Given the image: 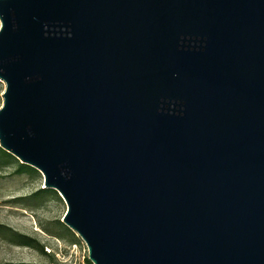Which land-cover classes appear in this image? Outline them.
<instances>
[{
  "label": "water",
  "instance_id": "water-1",
  "mask_svg": "<svg viewBox=\"0 0 264 264\" xmlns=\"http://www.w3.org/2000/svg\"><path fill=\"white\" fill-rule=\"evenodd\" d=\"M0 80L92 264H264V0H0Z\"/></svg>",
  "mask_w": 264,
  "mask_h": 264
},
{
  "label": "rangeland",
  "instance_id": "rangeland-1",
  "mask_svg": "<svg viewBox=\"0 0 264 264\" xmlns=\"http://www.w3.org/2000/svg\"><path fill=\"white\" fill-rule=\"evenodd\" d=\"M4 83L0 80V93ZM1 103V95H0ZM13 164L0 170V223L6 224L19 232L34 236L43 244V250L52 253L54 261L48 260L49 255L38 250L8 242L0 238V262L2 261H23L40 262L44 264H77L86 254L82 249L81 239L76 235L74 244L66 240L70 231L61 226L59 231L64 237L55 236L41 224L61 218L65 203L61 197H48L40 204L31 208H23L19 203L14 202L13 196L26 194L42 185V176L38 172L32 175L26 173L11 172ZM51 225V222H49ZM69 228V227H68Z\"/></svg>",
  "mask_w": 264,
  "mask_h": 264
},
{
  "label": "trees",
  "instance_id": "trees-1",
  "mask_svg": "<svg viewBox=\"0 0 264 264\" xmlns=\"http://www.w3.org/2000/svg\"><path fill=\"white\" fill-rule=\"evenodd\" d=\"M13 164L11 172L13 173H26L29 175H32L34 173L38 174V171L23 162L18 161V159L13 156L10 152L6 151L2 147H0V169L6 166H10ZM1 171V170H0ZM1 175V173H0ZM48 197H59L58 193L50 187H43L39 186L35 188L34 190L30 191L26 194H20L13 196L11 200H13L16 203H19L23 206V208H31L33 206H36L40 204L42 201H44ZM51 222V225L49 224ZM42 228H44L49 233L58 236V237H64L60 234V227L64 226L70 231V235L66 238L69 242L74 243L76 235L74 234V231H72L70 228H68L62 221L59 219H54L51 221H48L47 224H41ZM0 238L6 239L8 242L17 244V245H25L32 247L36 250H38L41 253L48 254L49 258L48 260L54 261V256L52 253H47L43 250V244L36 239L34 236H31L26 233H22L17 231L16 229H13L12 227L0 223ZM84 264H92L86 257V254L84 253L82 255V261ZM0 264H44L40 262H23V261H2ZM80 264V263H77Z\"/></svg>",
  "mask_w": 264,
  "mask_h": 264
},
{
  "label": "built area",
  "instance_id": "built-area-1",
  "mask_svg": "<svg viewBox=\"0 0 264 264\" xmlns=\"http://www.w3.org/2000/svg\"><path fill=\"white\" fill-rule=\"evenodd\" d=\"M81 243H82V249L85 251L86 247H85V244L84 242L81 240ZM74 244V243H73ZM82 261V260H81ZM80 264H84L83 262H80Z\"/></svg>",
  "mask_w": 264,
  "mask_h": 264
}]
</instances>
